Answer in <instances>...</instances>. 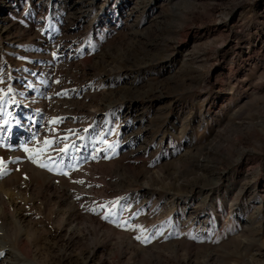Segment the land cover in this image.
Returning a JSON list of instances; mask_svg holds the SVG:
<instances>
[{"label":"rangeland","instance_id":"rangeland-1","mask_svg":"<svg viewBox=\"0 0 264 264\" xmlns=\"http://www.w3.org/2000/svg\"><path fill=\"white\" fill-rule=\"evenodd\" d=\"M0 243L264 264V0H0Z\"/></svg>","mask_w":264,"mask_h":264},{"label":"bare ground","instance_id":"bare-ground-1","mask_svg":"<svg viewBox=\"0 0 264 264\" xmlns=\"http://www.w3.org/2000/svg\"><path fill=\"white\" fill-rule=\"evenodd\" d=\"M6 245L3 244V243H0V263L4 264V261H3V255L5 254V247ZM18 263V262H17ZM17 263H13V264H17Z\"/></svg>","mask_w":264,"mask_h":264},{"label":"snow or ice","instance_id":"snow-or-ice-1","mask_svg":"<svg viewBox=\"0 0 264 264\" xmlns=\"http://www.w3.org/2000/svg\"><path fill=\"white\" fill-rule=\"evenodd\" d=\"M44 143H45V145H50L51 143H52V141H49V140H45L44 141ZM66 150V149H65ZM25 151H27V149H25ZM63 151V150H62ZM35 162V161H34ZM40 166L41 167H47V165L46 164H40ZM49 170H51V169H49ZM79 183H83V181H78ZM106 218V217H105ZM140 237H137V239H139Z\"/></svg>","mask_w":264,"mask_h":264}]
</instances>
